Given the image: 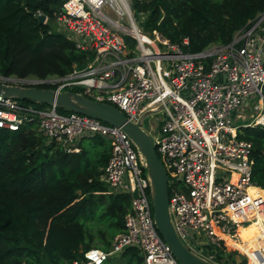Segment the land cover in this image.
Returning <instances> with one entry per match:
<instances>
[{
  "label": "built area",
  "instance_id": "1",
  "mask_svg": "<svg viewBox=\"0 0 264 264\" xmlns=\"http://www.w3.org/2000/svg\"><path fill=\"white\" fill-rule=\"evenodd\" d=\"M52 20L57 32L87 52V62L72 63L65 75H0V83L45 86L112 104L142 129L146 115L162 112L158 124L143 130L167 172L168 208L179 239L210 264H264V188L252 181V142L237 137L246 126L237 122L245 105L264 102V13L229 43L198 52L184 51L155 29L150 38L137 24L132 0H64ZM58 108L0 95V128L34 124L46 142L69 153L79 150L84 136L106 138L110 155L101 175L106 193L130 196L124 228L110 250L89 248L64 264H103L130 246L139 249L144 264H180L156 229L145 161L126 132ZM234 253L244 260L233 261Z\"/></svg>",
  "mask_w": 264,
  "mask_h": 264
},
{
  "label": "trees",
  "instance_id": "2",
  "mask_svg": "<svg viewBox=\"0 0 264 264\" xmlns=\"http://www.w3.org/2000/svg\"><path fill=\"white\" fill-rule=\"evenodd\" d=\"M63 1L0 0V75H65L72 63L87 62V52L37 20V11L52 20ZM132 9L144 32L155 29L184 51L198 52L229 43L264 13V0H132ZM237 137L252 142V181L264 188V126H241ZM78 147L69 153L46 142L34 124L0 128V264L70 263L89 248L109 250L123 230L130 196L106 193L101 178L110 142L84 136ZM117 254L125 264H144L136 247Z\"/></svg>",
  "mask_w": 264,
  "mask_h": 264
},
{
  "label": "water",
  "instance_id": "3",
  "mask_svg": "<svg viewBox=\"0 0 264 264\" xmlns=\"http://www.w3.org/2000/svg\"><path fill=\"white\" fill-rule=\"evenodd\" d=\"M44 19L45 15L43 14L37 16L40 24L43 23ZM0 95L38 103H55L60 108L121 127L138 148L145 161V168L150 181L153 219L158 233L170 246L180 264H210L192 253L179 239L168 208L167 172L155 152L151 138L141 128L139 122H131L122 111L112 104L94 101L71 91L57 93L49 88L22 87L0 83Z\"/></svg>",
  "mask_w": 264,
  "mask_h": 264
},
{
  "label": "rangeland",
  "instance_id": "4",
  "mask_svg": "<svg viewBox=\"0 0 264 264\" xmlns=\"http://www.w3.org/2000/svg\"><path fill=\"white\" fill-rule=\"evenodd\" d=\"M143 19V18H142ZM49 22V25H50V28L53 30V31H55V32H57V30H58V28H57V26H58V24H55L54 23V21L53 20H50V21H48ZM137 24L139 25V23L137 22ZM140 26V25H139ZM142 28V27H141ZM144 32V31H143ZM145 34H147L150 38H154V36L151 34V33H149V32H147V31H145ZM156 44L158 45V47L160 48V50H164L165 48H164V46H162L159 42H156ZM262 91L264 92V86H263V88H262ZM36 106H38V107H44V106H47V104H45V103H43V104H35ZM61 112V111H60ZM161 115H162V112H158V113H151V114H148V115H146L145 117H144V119H143V121H142V127H143V129H145V130H147V131H150L149 130V126L150 125H154V124H158L159 123V119H160V117H161ZM150 135H151V132H150ZM137 150V152H138V154H139V156H141V154H140V152H139V150L138 149H136ZM142 157V156H141ZM110 250V249H109ZM114 255V254H113ZM237 258V259H236ZM233 261H242V260H244V257L242 256V255H240V254H233V259H232ZM110 264H125V260L123 259V258H121V256L120 255H114L113 257H112V259H111V262H110ZM224 264H233V262L232 261H230V260H226V261H224Z\"/></svg>",
  "mask_w": 264,
  "mask_h": 264
},
{
  "label": "bare ground",
  "instance_id": "5",
  "mask_svg": "<svg viewBox=\"0 0 264 264\" xmlns=\"http://www.w3.org/2000/svg\"><path fill=\"white\" fill-rule=\"evenodd\" d=\"M237 122L242 125H264V102L263 100L249 101L239 116Z\"/></svg>",
  "mask_w": 264,
  "mask_h": 264
}]
</instances>
